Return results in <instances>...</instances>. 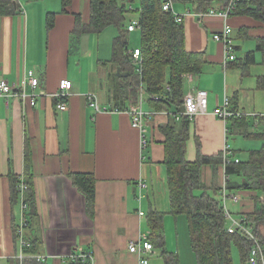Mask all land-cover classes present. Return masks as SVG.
Returning a JSON list of instances; mask_svg holds the SVG:
<instances>
[{"label":"crops","instance_id":"obj_1","mask_svg":"<svg viewBox=\"0 0 264 264\" xmlns=\"http://www.w3.org/2000/svg\"><path fill=\"white\" fill-rule=\"evenodd\" d=\"M88 5L89 0H71L67 6L64 0H0V79L22 85L26 77L37 76V90L47 92L35 106L24 105L19 98L8 106L0 97V264H9L21 252L15 235L21 202L14 192L13 176H24L29 185L25 254L35 264H75L72 255L81 249L93 253L95 264H140V256L129 246L141 235H149L152 211L166 213L167 251L179 257V264H197L178 225L173 228L170 212L162 127L181 125L173 122L175 108H159L156 100L143 97V108L150 116L146 123L149 145L142 149L140 132L130 115L98 113L89 105L87 95L95 93L101 105L116 106L114 84L120 66L112 61L113 41L119 34L116 25L101 32L74 34L75 15L87 16ZM175 7L180 13L191 11L182 22L187 49L205 54L200 73L184 76V97L197 89H206L209 97L207 112L190 121L186 157L195 161L199 147L202 153L213 155L224 153L228 146L230 159L247 160L239 155L243 147L251 151L264 143L247 135L264 129V56L257 50L264 22L245 13L228 18L199 16L201 12L190 5L175 3ZM227 24L233 28L236 59L226 62L225 47L214 34ZM136 48L140 46L130 47ZM252 52L255 62L248 63L246 57ZM63 78L73 86L68 108L60 111L51 94ZM226 98L245 118L230 123L214 113ZM230 133L235 136L233 143ZM78 174L94 176L91 212L76 181ZM202 179L208 187L216 183L222 188L228 179L225 166H219L216 176L211 165L203 166ZM230 179L241 181L237 176ZM140 181L146 187L139 199ZM231 192L243 195L240 203L228 201L236 216L255 209L253 196L264 198L260 191ZM140 211L145 215L140 216ZM162 252L156 246L149 264H167ZM38 256L45 258L38 261Z\"/></svg>","mask_w":264,"mask_h":264},{"label":"trees","instance_id":"obj_2","mask_svg":"<svg viewBox=\"0 0 264 264\" xmlns=\"http://www.w3.org/2000/svg\"><path fill=\"white\" fill-rule=\"evenodd\" d=\"M136 0H89L88 14L75 15L74 34L84 32H101L110 25L119 28V34L113 41L112 61L120 66L114 84L116 97L115 105L126 107L136 103L140 95L147 100L151 96L159 97L156 105L173 106V122L162 127L166 138L165 159L168 174L170 193V212L173 215L185 214L188 219L190 242L195 252L197 264H234L233 247H236L242 264H249L250 250L253 239L240 231H228L229 219L221 199V187L216 183L208 187L202 179V168L211 165L214 174L218 173L219 166L224 163V153L206 155L198 150L195 161L186 157L187 141L190 136V119L182 115L180 120L175 114L181 111L184 104V76L188 73H200L205 63L203 52L189 51L186 47L185 29L182 23L176 21L171 12L162 7V0H140L139 21L142 26V62L134 61L129 45L127 28V13L132 11L130 5ZM194 7V10L204 13L218 3L217 8L224 7L229 0H174ZM71 0H64L69 5ZM125 3V6H123ZM234 14H249L253 18L264 22V0H242L238 3ZM134 11V9H133ZM52 20H49V25ZM133 50V49H132ZM257 50L264 56V36L258 40ZM248 63L255 62V53L247 55ZM138 68L142 72L139 73ZM115 107V106H114ZM173 108V109H174ZM170 109V108H169ZM233 112L235 109L230 106ZM245 118L244 115H233L228 122ZM235 125V124H234ZM247 135L264 141V129L258 133ZM227 187L230 190L264 192V143L260 149L251 150L247 160L239 162L231 159L225 166ZM231 176L241 178V181L231 180ZM94 176L88 174L76 175V181L88 198L89 210L94 202ZM14 192L18 194V177L13 176ZM200 191V192H198ZM256 206L251 212L245 213L249 226L256 238L264 247V198L253 196ZM27 201L29 199L27 197ZM166 213L152 211L148 215L150 226L149 239L154 246L162 248L167 264H179V257L166 249L164 238V216ZM16 238L17 234L15 233ZM18 240V238H17ZM30 264H35L27 259ZM39 261V260H38ZM75 264H84L81 259H74ZM9 264H20L19 257ZM260 264H263L262 262Z\"/></svg>","mask_w":264,"mask_h":264},{"label":"built area","instance_id":"obj_3","mask_svg":"<svg viewBox=\"0 0 264 264\" xmlns=\"http://www.w3.org/2000/svg\"><path fill=\"white\" fill-rule=\"evenodd\" d=\"M242 0H229V2L221 8L218 9H210L207 13H200L199 16H203L205 14L210 15H218L221 17L228 18L229 15H233L236 13L238 9V3ZM162 7L165 11L171 12L176 21L182 23L184 17L190 14V10L180 13L176 10L175 1L174 0H162ZM130 9H134L133 6H130ZM127 28L130 32L136 31L139 29L141 31L142 26L140 24L139 18H135L131 20L127 24ZM214 38L223 43L225 47V59L226 62L229 60L236 59V46L234 44L233 37V28L231 25L227 24L221 32L214 34ZM134 58V61L139 63L142 62V51L140 48L131 49L130 51ZM139 73L142 72L141 68H138ZM40 85V79L36 76H29L25 78V81L22 85H15L13 83H9L5 78L0 79V97L5 100V103L9 106V103L14 98H19L22 100L23 104H30L34 106L37 102V98L45 94L44 91H37L36 89ZM73 86V82L68 78H63L60 80L59 89L53 92L51 95L56 98V107L60 111H64L68 108V97L71 92ZM154 100H158L159 97L156 95L152 96ZM89 100V105L94 108L98 113L104 112H125L131 117L133 127H136L140 132V145L142 149H145L149 145L148 135L146 123L150 116V112H147L143 108L144 98L140 95L139 100L136 103H131L126 107H118V106H107L101 105L98 101V97L95 93H89L87 95ZM208 91L206 89H197L195 92H190L184 97V111H180L175 114V119L180 120L182 115L187 116L190 120H192L197 114L205 113L208 110ZM230 100L225 99L224 103L221 106H218L214 109V113L218 115L224 121H228L230 117L233 115H244L243 112H233L230 109ZM229 154L231 151L227 146L224 150V163L226 166L228 162L231 161ZM236 162H239L240 159L236 158ZM18 194L19 200L21 202V217L16 228V234L19 241V246L21 252L19 254L20 264H30L27 261V256L25 254V248L28 246V241L25 235V229L27 226V210L29 208V203L27 201V194L29 190V185L24 176H18ZM140 185V193L139 199L141 198L142 189L146 187V183L144 181L139 182ZM221 199L222 203L225 207L226 215L229 219L228 223V231L230 233H236L238 231L248 234L253 239V244L250 250L249 264H260L261 262L264 264V247L260 243V241L256 238L253 230L249 226V221L247 216L239 215L234 216L231 209L228 207V201L232 200L234 203H240L242 201V195L240 192H231V190L227 187V182L221 189ZM145 213L140 211V215L143 216ZM130 251L133 253H137L140 256V264H149L150 255L155 249L153 242L149 239V236L144 234L141 235L140 238L134 240L130 243ZM72 257H76L81 259L84 264H95V257L93 253L81 250L78 254L72 255ZM45 258L44 256H38L37 259L41 260Z\"/></svg>","mask_w":264,"mask_h":264},{"label":"rangeland","instance_id":"obj_4","mask_svg":"<svg viewBox=\"0 0 264 264\" xmlns=\"http://www.w3.org/2000/svg\"><path fill=\"white\" fill-rule=\"evenodd\" d=\"M133 8H134V11H130L129 13H127V18H126V23L128 24L131 20L135 19V18H138V13H139V10L141 8V2L140 0H136L135 2H133ZM114 26H110V29H112ZM116 29V28H115ZM118 29V28H117ZM118 33H119V30H118ZM96 37H98V34H95ZM129 45L131 48L135 47V46H141L142 45V34H141V31L139 29H137L136 31L134 32H131L129 34ZM229 136V141L230 143H233V139H234V133H230L228 134ZM260 141H252L250 143H255L257 145H259ZM262 146V145H260ZM250 147H243L242 151L239 152V155L242 159H247L249 157V152L250 150ZM252 149V148H251ZM216 176V175H215ZM200 192V191H198ZM243 197V195H242ZM254 198V197H253ZM168 201V199H167ZM232 205V204H231ZM230 205V206H231ZM232 207V206H231ZM235 207V206H234ZM232 207L234 209V211L236 212L237 210H235V208ZM234 216H236V214L234 213L233 214ZM172 219H173V228H174V225H178V229H179V233L182 235L183 234V237H185V240H186V243H187V246L190 248V250H193L191 249L192 246H190V243L189 242V239H190V236H189V229H188V219H187V216L185 214H180L178 216L175 217V215H171ZM176 218V220H175ZM171 226V224H170ZM27 228V227H26ZM175 230V229H174ZM165 232H167V229H165ZM168 238V237H167ZM175 239V238H174ZM185 243V244H186ZM186 246V247H187ZM187 247V249H189ZM181 248L184 249V241L181 243ZM233 256H234V264H242L241 263V258H240V254L237 250L236 247H233Z\"/></svg>","mask_w":264,"mask_h":264},{"label":"bare ground","instance_id":"obj_5","mask_svg":"<svg viewBox=\"0 0 264 264\" xmlns=\"http://www.w3.org/2000/svg\"><path fill=\"white\" fill-rule=\"evenodd\" d=\"M210 9H218V8H217V7H211ZM210 9H208V11H210ZM208 11H206V12H204V13H207ZM206 15H208V14H206ZM203 16H204V15H203ZM129 32H130V31H129ZM215 34H216V33H215ZM36 77H37V76H36ZM59 83H60V82H59ZM39 86H40V85H39ZM39 86H38V87H39ZM58 89H59V87H58ZM36 90H37V89H36ZM37 91H38V90H37ZM56 91H57V90H56ZM44 92H45V94H42V95H46V94H47L46 91H44ZM42 95H40V96H42ZM40 96H39V97H40ZM54 98H55V97H54ZM37 99H38V98H37ZM55 99H56V98H55ZM67 101H68V99H67ZM56 102H57V101H56ZM36 103H37V102H36ZM35 105H36V104H35ZM35 105H34V106H35ZM28 209H29V208H28ZM143 212H144V211H143ZM144 213H145V212H144ZM139 214H140V212H139ZM144 215H145V214H144ZM144 215H143V216H144ZM140 216H141V215H140ZM27 222H28V221H27ZM26 227H27V226H26ZM81 250H84V249H81ZM81 250H80V251H81ZM84 251H85V250H84ZM87 252H89V251H87ZM78 253H79V252H78ZM78 253H77V254H78ZM91 253H92V252H91ZM74 254H75V253H74ZM18 257H19V256H18ZM74 259H79V258L73 257V260H74ZM39 261H40V260H39Z\"/></svg>","mask_w":264,"mask_h":264},{"label":"water","instance_id":"obj_6","mask_svg":"<svg viewBox=\"0 0 264 264\" xmlns=\"http://www.w3.org/2000/svg\"><path fill=\"white\" fill-rule=\"evenodd\" d=\"M123 6H125V3H123ZM180 109H181V111H184L185 110L184 105H182Z\"/></svg>","mask_w":264,"mask_h":264}]
</instances>
